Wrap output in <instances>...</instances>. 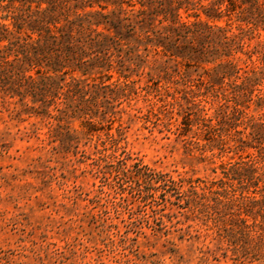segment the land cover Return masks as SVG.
<instances>
[{"label":"trees","instance_id":"trees-1","mask_svg":"<svg viewBox=\"0 0 264 264\" xmlns=\"http://www.w3.org/2000/svg\"><path fill=\"white\" fill-rule=\"evenodd\" d=\"M259 31L264 0H0V93L29 116L62 129L78 120L89 133L119 121L133 77L154 63L168 81L175 73L180 100L167 92L164 101L181 117L176 140L201 162L237 160L212 168L220 177L207 184L124 158L109 185L139 202L158 192L192 207L224 258L264 264V41L247 43Z\"/></svg>","mask_w":264,"mask_h":264},{"label":"rangeland","instance_id":"rangeland-1","mask_svg":"<svg viewBox=\"0 0 264 264\" xmlns=\"http://www.w3.org/2000/svg\"><path fill=\"white\" fill-rule=\"evenodd\" d=\"M259 40L262 31L249 48ZM150 67L132 78L136 94L110 130L104 123L88 133L78 120L62 129L0 93V264H239L222 256L225 245L192 207L163 203L158 192L155 201L139 202L109 185L111 166L124 158L175 181L207 184L220 177L212 168L237 160L230 153L201 162L198 152L185 151L173 133L178 108L166 106L172 99L165 95L179 101L185 86L175 73L168 81ZM62 141L77 144V153Z\"/></svg>","mask_w":264,"mask_h":264}]
</instances>
